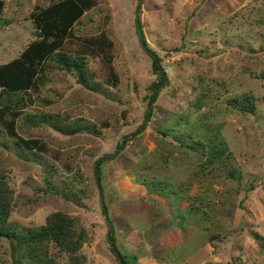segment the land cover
<instances>
[{
  "label": "rangeland",
  "instance_id": "obj_1",
  "mask_svg": "<svg viewBox=\"0 0 264 264\" xmlns=\"http://www.w3.org/2000/svg\"><path fill=\"white\" fill-rule=\"evenodd\" d=\"M4 1L0 64L35 39L34 7L57 0ZM95 2L76 26L80 35L104 32L113 42L116 85L104 84L105 94L91 91L54 64L39 94L48 103L41 105L38 98L27 109L48 115L51 123L83 119L98 134L66 135L46 123L28 125L22 116L18 134L39 139L47 150H28L0 134V170L12 189L10 224L39 226L62 210L89 232L81 249L87 264H118L94 164L143 124L158 77L136 31L138 0ZM138 12L145 42L167 81L144 129L100 165L117 247L132 264H264V80L258 76L264 69V0H141ZM88 67L99 78L106 76L98 58H88ZM242 93L253 96L255 112L229 104ZM213 140L226 152L201 168L205 155L190 145ZM119 166L139 184L163 180L170 197H121L112 172ZM170 198L171 209H179L169 214ZM158 225L170 226L159 232ZM14 257L10 242L0 239V264H15Z\"/></svg>",
  "mask_w": 264,
  "mask_h": 264
},
{
  "label": "trees",
  "instance_id": "obj_2",
  "mask_svg": "<svg viewBox=\"0 0 264 264\" xmlns=\"http://www.w3.org/2000/svg\"><path fill=\"white\" fill-rule=\"evenodd\" d=\"M95 4V0H57L45 7L36 5L31 11L30 18L35 29V39L27 44L19 56L0 64V134L15 139L17 144L28 150L41 152L47 150L45 143L36 138H23L18 134V120L22 116L28 125L39 126L46 123L66 135L82 131L98 134L96 126L84 122L83 119L67 123L53 120L51 123L48 115L44 113L35 115L27 109L39 98L41 87L49 80L47 72L54 64L59 69L72 73L79 84L91 91L105 94V85H116L118 76L112 65L113 42L104 32L94 36L80 35L79 28L76 26L85 12ZM4 6L5 1L0 0V18ZM145 44L148 48L147 52L152 53L146 42ZM90 57L99 59L106 76L99 78L96 72L88 67ZM152 67L158 77V81L152 85L154 90L163 81V77L154 59ZM258 76L264 80V69ZM152 96L153 94L149 96L148 102ZM38 102L46 105L48 100L42 97L38 99ZM229 104L242 112L253 113L256 109L254 98L249 93L240 94L230 100ZM147 112L148 108L145 109V116ZM160 134L162 137L168 135L166 131H161ZM129 139L125 140L124 145ZM177 142L183 144L181 138H178ZM124 145L120 147L119 152ZM190 147L205 155L201 168L211 165L226 152V149L217 145L214 140L207 144L194 142V145ZM101 163L102 161L98 168L100 183ZM45 180L47 187L50 188V179L46 177ZM141 184L147 189V199L159 201V195L170 197L168 192H164L168 184L163 180L154 179L150 182L142 180ZM11 194L12 189L7 177L0 170V239H5L12 245L15 264H87L86 255L81 251L90 237L85 227L77 226L76 220L69 213L56 210L46 216L44 224L18 229L8 222L12 212ZM63 195L67 198L64 192ZM174 198L178 199V196L175 195ZM170 201L171 198L166 200L165 209L175 212L179 208L175 205L171 209ZM168 226L158 225L159 232ZM111 233L110 239L119 252L123 264H132L128 261L129 255L117 247L113 228ZM107 239L109 241L108 235ZM110 249L118 264H121L111 245Z\"/></svg>",
  "mask_w": 264,
  "mask_h": 264
},
{
  "label": "water",
  "instance_id": "obj_3",
  "mask_svg": "<svg viewBox=\"0 0 264 264\" xmlns=\"http://www.w3.org/2000/svg\"><path fill=\"white\" fill-rule=\"evenodd\" d=\"M140 4H141V0H138V8H137V12L135 14V23H136V31H137V34H138V37H139V40H140V44L141 46L146 50L148 51V48L145 44V38H144V34H143V31H142V28H141V24H140V20H139V7H140ZM153 59H154V63L158 69V71L160 72V74L162 75L163 77V81L156 87V89L154 90L153 92V96L151 98V101H150V104H149V107H148V112H147V116H146V119L144 120L143 124L141 125L140 128L136 129L135 131L133 132H130L128 134H125L122 136V139H121V142L119 143V145L116 147L115 151L113 153H103L101 156H99L96 161H95V164H94V171H95V179H96V185H97V188H98V193H99V200H100V206H101V209L103 211V216L104 218L107 220V223H108V226L110 228V231L108 233V238H109V241H110V245L114 251V253L116 254L119 262L121 264H123L122 262V258L119 254V252L117 251V249L115 248V245L113 243V241L110 239V233H111V229H112V226H111V222L108 218V214H107V209H106V205H105V201H104V195H103V189L101 187V183H100V179H99V175H98V168H99V163L106 157H112L116 154H118L119 150H120V147L123 146V144L125 143V140L127 138H131L133 137L135 134L141 132L144 127L146 126V123L149 119V116L151 114V110H152V104L153 102L155 101V98L157 96V93L159 91V89L166 83L167 81V75H166V72L164 71L163 67L160 65L159 63V59L158 57L156 56V54L154 53H151Z\"/></svg>",
  "mask_w": 264,
  "mask_h": 264
},
{
  "label": "crops",
  "instance_id": "obj_4",
  "mask_svg": "<svg viewBox=\"0 0 264 264\" xmlns=\"http://www.w3.org/2000/svg\"><path fill=\"white\" fill-rule=\"evenodd\" d=\"M113 176L115 177V185L118 186V188L121 191V197L124 198H139L144 197L147 200V192L146 189L143 187L142 184H139V182L135 181V177L129 172V170L124 169V167H117L112 170ZM135 182V183H133ZM124 183H127L128 185L125 186ZM139 184V185H138ZM173 213V212H169ZM170 226V225H169ZM168 228V227H167ZM165 230V229H164Z\"/></svg>",
  "mask_w": 264,
  "mask_h": 264
}]
</instances>
